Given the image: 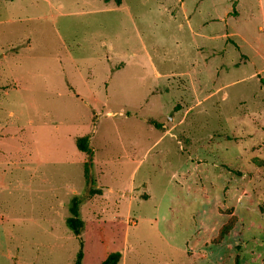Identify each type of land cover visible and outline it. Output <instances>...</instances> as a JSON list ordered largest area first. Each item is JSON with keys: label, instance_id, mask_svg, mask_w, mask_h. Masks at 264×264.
Returning <instances> with one entry per match:
<instances>
[{"label": "rangeland", "instance_id": "1", "mask_svg": "<svg viewBox=\"0 0 264 264\" xmlns=\"http://www.w3.org/2000/svg\"><path fill=\"white\" fill-rule=\"evenodd\" d=\"M79 253L264 264V0H0V264Z\"/></svg>", "mask_w": 264, "mask_h": 264}, {"label": "trees", "instance_id": "2", "mask_svg": "<svg viewBox=\"0 0 264 264\" xmlns=\"http://www.w3.org/2000/svg\"><path fill=\"white\" fill-rule=\"evenodd\" d=\"M77 148L83 153H91V148L89 146V138L84 136L76 139ZM81 201L78 198L72 200V206L70 208L72 217L67 219L68 226L74 231L76 235L80 234L83 227V222L79 218V205ZM121 254L114 253L111 254L103 264H119L121 261ZM82 253H79L74 264H82Z\"/></svg>", "mask_w": 264, "mask_h": 264}, {"label": "crops", "instance_id": "3", "mask_svg": "<svg viewBox=\"0 0 264 264\" xmlns=\"http://www.w3.org/2000/svg\"><path fill=\"white\" fill-rule=\"evenodd\" d=\"M157 75H158L159 77H162V75H159V74H157ZM89 146H90V148H91V143H90V141H89ZM76 147H77V146H76ZM77 149H78V148H77ZM78 150H79V149H78ZM79 151H80V150H79ZM91 151H94V150L92 149ZM80 153H81V154H87V153H83V152H81V151H80ZM89 154L91 155V153H89ZM99 190L102 191V189H100V188H99ZM132 192H134V193L137 192V189L134 187V188L132 189ZM74 193L77 194V192H74ZM99 193H101V195H102L103 197H106L105 194L103 193V191H102V192H99ZM145 193H146V192H145ZM123 195H126V193L123 194ZM146 195H148V193H146ZM134 196H135L134 199H136V198L138 199V196H137V195H134ZM127 197H128V196H127ZM76 198H77V197H76ZM148 198H149V197H148ZM73 199H74V198H73ZM73 199H71V203H72V200H73ZM131 202H132V201H131ZM66 222H67V221H66Z\"/></svg>", "mask_w": 264, "mask_h": 264}]
</instances>
